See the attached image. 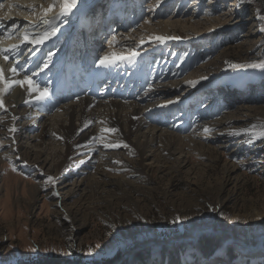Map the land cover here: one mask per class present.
<instances>
[{"label": "rangeland", "instance_id": "obj_1", "mask_svg": "<svg viewBox=\"0 0 264 264\" xmlns=\"http://www.w3.org/2000/svg\"><path fill=\"white\" fill-rule=\"evenodd\" d=\"M139 1L136 11L141 12V17L118 33L136 31L144 20L153 25L173 16L189 21L202 16H218L215 17L216 25L211 27L195 30L178 26L177 34L174 29L162 30L160 37L134 42V53L146 52L145 59L150 65L157 60L152 65L180 75L186 69L187 72L204 69L201 77H207L209 81H218L219 76L231 80V77L240 78L246 73L247 77L241 79L242 96L238 101H231V105L234 111L238 105L249 104L246 108L252 109L249 117L241 118L236 113V122L232 119L223 121L218 125L224 128L223 133L214 134L212 128L202 134L195 131L194 137L202 138L203 149H192L187 162L203 173L198 171L197 175L189 176L185 171L180 172L181 168L170 172V168L158 164L143 165L146 161H134L138 168L126 172L136 181V186L126 185L125 192L138 199L136 206L124 199L110 205L108 199L127 195L124 191L114 190L104 191L103 197H95L89 202L88 198L78 201L76 194L62 192V183L53 181L52 173L40 178L46 182L40 185L38 172L13 163L6 152L9 147L3 148L5 157L0 160V264H40L45 255L61 261L57 264H104L103 261L106 264H166L167 259L170 264L172 258L174 264H239L240 259L246 264L253 256H260L258 258L264 264V111L255 110V107L264 106V14L256 0H156L158 6L153 9L146 7L155 4ZM253 21L260 28V36L254 44L245 40ZM128 43L130 41L125 44L130 45ZM158 53H168L166 60L161 56L156 58ZM169 53H176L173 64L179 66L165 64L175 57ZM216 57L221 58L214 62ZM207 62H211L210 65L203 68ZM255 78L258 81L254 84ZM186 91L182 88L178 93ZM227 98L224 101L233 97ZM242 102L244 104H240ZM10 135L17 137L10 130L5 134L0 132L2 139ZM227 139L238 143L242 150L232 153L224 145ZM14 141L12 145L17 144L16 139ZM7 144L9 141L6 140L2 146ZM20 150L14 152L15 157L23 154L24 148ZM164 154L169 156L167 152ZM19 157L27 162L26 158ZM19 157H16L18 161ZM244 158L249 159L239 164L244 174L242 183L233 190L228 184L221 185L225 175L223 162ZM95 161L96 158L87 166ZM30 165L37 167L35 161ZM119 166L126 168L121 163ZM80 204H85L86 208ZM197 233L195 245H190L186 238L197 236ZM154 242L164 243L154 246ZM137 246L141 248L131 252Z\"/></svg>", "mask_w": 264, "mask_h": 264}, {"label": "bare ground", "instance_id": "obj_2", "mask_svg": "<svg viewBox=\"0 0 264 264\" xmlns=\"http://www.w3.org/2000/svg\"><path fill=\"white\" fill-rule=\"evenodd\" d=\"M102 1L95 9L98 15L102 9ZM125 1L128 2V7L127 12L122 13V16L137 22L141 17V12L136 11L139 6L137 2L141 1ZM145 1L155 4L146 7L148 9L158 6L157 2H154L156 0ZM92 2L93 0L0 1V132L5 134L6 130H10L17 136L13 138L10 135L6 139L0 137V160L5 157L2 149L9 147L6 152L13 163L27 170L35 169L39 180L45 174L52 173L53 181L62 183L60 187L63 188V193L76 194L78 201L88 198V202L95 197H103L104 191L125 192L126 185L136 186V181L129 178V172H126L138 168L134 161H146L142 162L143 165L158 164L162 168H170V172L181 168L180 172L185 171L189 176L198 173L199 168L187 162L192 149H203V142L200 141L202 138H195V131L199 130V134H202L203 131L212 128L214 134L223 133L224 128L218 125L231 119L236 122V113L241 118L249 117L252 111L246 109L249 104L238 105L234 111L232 108L234 106L231 105V101L234 99L238 101L242 96L241 79L246 78L247 74L242 73L240 78L231 77V80L219 76L218 81L202 78L204 69H196L192 72L184 69V73L180 75L175 71L167 72L168 70L165 71V68L164 70L156 66L157 64L152 65L157 60L152 61L151 66L145 59L147 53L142 51H140L142 53H134L136 49L133 48L134 42L140 43L145 38L162 36V30L174 29V33L177 34L178 26L195 30L204 26L211 27L216 25L215 17L218 16H202L192 21L173 16L153 25L144 20L141 28L136 31L118 33L116 29L108 42L105 37L103 40L105 43L96 53L94 63L99 64L100 69H105L113 77L125 76L124 83L127 82L129 86L128 93L133 92L131 95L133 99L125 100L120 95L114 94L105 100L101 99L103 97L101 94L98 95L100 99H94L82 93L83 96L75 100L59 101L49 98L43 99L36 106L29 100L38 96L41 90L34 89V84L28 81L26 74L43 82L54 78L53 69L48 72L43 71L49 66L48 60L44 57L35 60L30 57V53L38 51L58 54L62 57L60 67L64 69L74 67V62L71 60L74 50L88 40L83 32L80 37L78 34L75 36L76 33H81V30L75 31V26H78L76 22L79 10L83 8L90 12ZM121 12V9H117L116 15L121 17ZM158 14L162 16L160 12ZM80 24L83 25L82 22ZM94 24L95 22L92 26ZM129 24L131 25V22ZM161 26L162 28L158 29ZM61 35L68 36L63 41V46L57 47L55 51H49L48 47H44L46 43ZM259 36L260 28L253 21L246 31L245 40L254 44ZM124 41H130L128 43L130 45H126ZM20 44L23 46V51L17 53ZM167 54L158 53L156 58L161 56L166 60ZM169 55L173 60L165 64L179 66L173 64L176 53ZM220 58H214V62ZM94 63L88 55H85L81 61H76V67L73 68L74 77L83 76L81 69L91 68ZM210 63L203 64V68H207ZM20 67H22L21 71L18 70ZM257 81L258 78H255L253 83ZM208 83L213 84L215 88ZM134 87L141 89L136 93L133 91ZM182 88L187 91L179 94L178 91ZM69 90L70 86L57 88V92L62 91L65 95ZM227 97L233 98L226 102L224 99ZM255 110L264 111V106L255 107ZM215 111L217 112L215 115L220 114V116L210 115ZM14 139L17 141L16 145H12ZM6 140L9 144L2 146ZM237 144L227 139L224 145L233 153L240 148L242 150ZM22 148L24 152L20 155L26 158L27 162L19 157L20 155H16L19 161L15 157L14 152L17 153ZM164 151L169 156L165 155ZM93 158H96V161L87 166V163L94 161ZM249 158L237 162L225 160L223 162L225 175L220 184H228L230 190L239 186L244 179L239 164ZM31 161H35L37 167L30 165ZM120 163L126 168L119 166ZM85 167L93 169L84 170ZM199 172L203 173V170ZM8 175L12 177L13 173ZM45 183L41 179L39 184ZM122 199L134 206L138 204L136 202L138 199L135 200L129 194L108 199V202L111 205ZM80 207L85 209L86 205L80 204ZM186 239L188 243L191 242L190 245H195L197 241L196 236ZM160 245L161 243L154 244V246Z\"/></svg>", "mask_w": 264, "mask_h": 264}, {"label": "trees", "instance_id": "obj_3", "mask_svg": "<svg viewBox=\"0 0 264 264\" xmlns=\"http://www.w3.org/2000/svg\"><path fill=\"white\" fill-rule=\"evenodd\" d=\"M256 2H258V7H259V10H260V12H262L263 14H264V0H256ZM229 254H231V252L229 253ZM232 255V254H231ZM55 258L54 257H49V256H46L45 255V257L42 259V261H40V264H43V263H45V264H55L56 262L57 263H60L61 261H55L54 260ZM170 260V259H169ZM39 261V260H38ZM111 262V261H110ZM172 262H174L173 261V258H172ZM171 262V260H170V264H174V263H172ZM56 263V264H57ZM103 263L104 264H106V262H104L103 261ZM165 263H167L168 264V259L165 261ZM180 263V262H179ZM146 264H154V263H151V262H146Z\"/></svg>", "mask_w": 264, "mask_h": 264}, {"label": "water", "instance_id": "obj_4", "mask_svg": "<svg viewBox=\"0 0 264 264\" xmlns=\"http://www.w3.org/2000/svg\"><path fill=\"white\" fill-rule=\"evenodd\" d=\"M199 234H201V233L199 232ZM198 236H199V235H198V233H197V236H196V237L198 238ZM171 242H172V241H171ZM156 243H161V245H162L164 242H154L153 245L156 244ZM144 246H145V245H144ZM144 246H142V247H144ZM140 248H141V246H137V247H136L133 251H131V252H135V251H137V250L140 249ZM131 252H129L126 256H128ZM126 256H125V257H126ZM125 257H124V258H125ZM124 258L118 260L117 262L122 261Z\"/></svg>", "mask_w": 264, "mask_h": 264}]
</instances>
